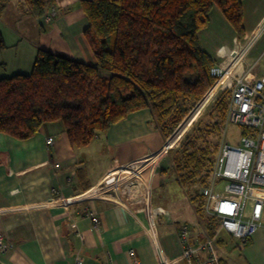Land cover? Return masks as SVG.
<instances>
[{"label":"crops","instance_id":"crops-1","mask_svg":"<svg viewBox=\"0 0 264 264\" xmlns=\"http://www.w3.org/2000/svg\"><path fill=\"white\" fill-rule=\"evenodd\" d=\"M80 1L52 0L56 14L48 22L49 10L36 17L29 13L26 0H10L0 16L6 46L0 52V79L30 74L39 49L94 64ZM242 11L243 39L215 7L199 42L216 64L236 57L238 71L254 66L255 73L264 57V0H243ZM50 137L54 142L48 147ZM166 144L154 129L149 110L130 114L84 148L70 145L60 123L45 125L27 140L0 133V233L11 244L0 264H73L76 255L84 264H110L108 255L113 264H159L160 256L170 264H191L181 259L178 223L168 219L167 209L152 204L153 191L161 186L154 167L169 149ZM159 152L158 161L144 167ZM135 163L141 169L150 167L145 173L149 191L148 186L139 187L136 199L127 203L123 194L99 189L109 173ZM161 210L162 218L157 216L153 225ZM88 213L99 217L97 228ZM244 246L247 264H264V229Z\"/></svg>","mask_w":264,"mask_h":264},{"label":"trees","instance_id":"trees-1","mask_svg":"<svg viewBox=\"0 0 264 264\" xmlns=\"http://www.w3.org/2000/svg\"><path fill=\"white\" fill-rule=\"evenodd\" d=\"M9 1L0 0V16ZM242 2L81 0L88 23L84 36L94 64L39 49L30 74L0 79V133L27 140L45 125L60 123L70 145L84 148L130 114L149 110L151 123L165 142L218 81L210 74L216 63L199 42L212 10L221 11L241 40ZM26 3L36 17L52 7V0ZM5 48L0 34V52ZM230 98V88L217 93L184 134L180 148L167 151L171 167L160 172L166 178L173 173L208 237L214 236L219 221L205 217L200 189L208 187L212 177L219 145L210 138H221ZM249 133L242 129L243 135ZM216 243L224 245L225 240L220 236Z\"/></svg>","mask_w":264,"mask_h":264},{"label":"built area","instance_id":"built-area-1","mask_svg":"<svg viewBox=\"0 0 264 264\" xmlns=\"http://www.w3.org/2000/svg\"><path fill=\"white\" fill-rule=\"evenodd\" d=\"M56 10L51 8L45 20L51 21ZM232 55L234 52L231 53ZM236 57L230 58L227 64H215L210 74L223 77ZM254 66L231 73L227 85L231 86L226 124L248 128L250 133L243 135L238 146L222 143L217 154L212 172L213 182L201 190L205 197V209L219 221V228L212 237L200 238L192 234L186 224L179 225V236L182 246L181 259L191 264H221L218 256L217 239L226 233L232 239L245 245L259 229H264V76L253 78ZM224 86V87H225ZM53 138H48L47 146H52ZM138 163L119 167L109 173L99 189L104 193H121L127 203L136 199L134 191L139 187L148 186L145 173ZM225 182L223 195L215 192V181ZM51 194L57 195L55 190ZM144 212V210H142ZM162 213H158L152 219ZM93 226L97 228L100 219L93 213L86 214ZM151 237L156 235L153 228ZM11 249V244L4 233H0V257H5ZM134 258V251H129ZM159 264H170L160 256ZM107 260L112 263L108 255ZM73 264H84V259L76 255ZM133 264H139L133 261Z\"/></svg>","mask_w":264,"mask_h":264},{"label":"rangeland","instance_id":"rangeland-1","mask_svg":"<svg viewBox=\"0 0 264 264\" xmlns=\"http://www.w3.org/2000/svg\"><path fill=\"white\" fill-rule=\"evenodd\" d=\"M260 72H264V57L260 61V63L258 64V66H257V68L255 70V73L253 74V78H258L260 76L259 75ZM225 85H226V83H223L220 86L219 89L215 90L212 98L208 102V104L209 103L210 104L209 105L207 104L206 106H204V108L196 116V118L190 124V126L191 125L193 126V124L202 115H204V113H206V110L209 109V107L216 100V95H217V93L219 91H223L226 88H228V89L230 88L231 89V86H229V85L225 86ZM214 86H215V84L213 85L212 88H214ZM212 88H210L204 94V96L202 98H204L207 95V93ZM196 104L197 103H195V105L188 111V114L182 119L180 124H182L185 121V119H187L189 117L190 111L192 109H194ZM190 126L188 127L189 130L187 129L188 131L187 130H186L187 132L185 131L186 132V133H184L185 135L191 130L192 126L191 127ZM176 131L177 130H175V131L173 130L172 131V133L169 135L168 139L164 142V144H166V142L168 143V140L176 133ZM184 134L180 137V139L176 143H174L171 146H169V149H174V148L178 149V148H180L181 142H182L183 138L185 137ZM241 137H242V129L240 127L232 125V124L227 125L226 121H225V129H224V131H223V133L221 135V138L220 137L219 138L211 137L210 140H211V142L213 144H218L219 145V148H218V152H219L220 147H221L223 142H225V143H227L229 145L238 146L240 144ZM167 151L163 155L161 163L158 166L156 165L157 164L156 163L155 167H154L155 170L153 169L155 171V175H156L155 178L156 179L160 178L158 181H160L161 183H159V184L161 185L162 182H163L164 185L160 186L159 188L157 187V189H155L153 191L152 204L153 205L157 204L160 207H162L164 209H167L168 212H169L168 219H170L172 223L176 222V223H178V226L181 225V224H186V225L189 226V228L191 229L192 234L194 236H198L200 238H204L206 236L207 232H206V229H205L203 223L198 219V217L196 215L195 205H193L190 202V200L188 199V197H186L183 194V192L176 186L175 177H174L173 173H170L168 175L169 178H166L161 173H158V172H161L162 170H165V169L169 170V168L171 167V161H170V159L168 157ZM218 152H217V154H218ZM217 154H216V157H217ZM167 166H169V167H167ZM140 167L142 168V166H140ZM157 173L160 174V175H157ZM212 182H213V179L211 177L209 184H211ZM214 183H215L214 184L215 185V190L214 191L219 193V195H223V188H224L225 182L221 181V180H216ZM201 190L202 189H200V192H201ZM154 209H156V208H154ZM145 213H146V211L144 210L143 214H145ZM161 213H162V210H161ZM162 215H163V213L160 214V216H161L160 218H162ZM204 215H205V217H212L208 212H206V209L204 210ZM263 222H264V219H263ZM160 232H161V236L162 237L166 236L165 230L162 229V227L160 228ZM220 236L223 239H225V244L224 245H218L217 246L218 247L217 248L218 249V256L220 257V259H223L225 264H247L245 262V256H244V252H243L245 246L241 245L238 241H236V240H234L232 238H229L226 233H222ZM262 249L264 251V246L262 247Z\"/></svg>","mask_w":264,"mask_h":264},{"label":"bare ground","instance_id":"bare-ground-1","mask_svg":"<svg viewBox=\"0 0 264 264\" xmlns=\"http://www.w3.org/2000/svg\"><path fill=\"white\" fill-rule=\"evenodd\" d=\"M238 70V64H231L228 67L227 73L221 77L216 83L214 88H212L207 95L202 98L200 101L197 102L196 106L194 107V109H192L190 111V115L187 119H185V121L180 125V127L177 129L176 133L168 140V146H171L172 144L176 143L180 137L185 133V131L188 129V127L190 126V124L194 121V119L196 118V116L201 112V110L204 108V106H206L208 104V102L210 101V99L212 98L215 90L219 89L220 86L223 83H226L229 81L230 77H231V73L234 71ZM167 146V147H168ZM162 152V151H161ZM161 152L157 153L155 155L154 159H150L148 158L145 162V166L147 167L148 165H150V162H155L158 161L159 156L161 155Z\"/></svg>","mask_w":264,"mask_h":264},{"label":"water","instance_id":"water-1","mask_svg":"<svg viewBox=\"0 0 264 264\" xmlns=\"http://www.w3.org/2000/svg\"><path fill=\"white\" fill-rule=\"evenodd\" d=\"M166 146H168V145H166Z\"/></svg>","mask_w":264,"mask_h":264}]
</instances>
